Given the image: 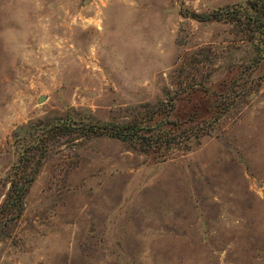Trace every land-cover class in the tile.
Wrapping results in <instances>:
<instances>
[{
  "label": "rangeland",
  "instance_id": "rangeland-1",
  "mask_svg": "<svg viewBox=\"0 0 264 264\" xmlns=\"http://www.w3.org/2000/svg\"><path fill=\"white\" fill-rule=\"evenodd\" d=\"M244 1L0 0V205L47 144L0 264H264V58L186 14ZM95 120L171 137L45 132Z\"/></svg>",
  "mask_w": 264,
  "mask_h": 264
},
{
  "label": "trees",
  "instance_id": "trees-1",
  "mask_svg": "<svg viewBox=\"0 0 264 264\" xmlns=\"http://www.w3.org/2000/svg\"><path fill=\"white\" fill-rule=\"evenodd\" d=\"M186 14L200 21H223L232 25L240 40L252 44L257 52L256 62L264 58V0H245L210 12L188 11ZM83 136L109 135L132 147L147 151L151 146H160L170 137L153 133L152 127L141 123L111 124L100 120L87 123L73 121L57 124L47 131L50 133ZM44 131L39 135H43ZM47 133V134H48ZM47 144L39 138L35 144L22 146L17 161L8 173L9 186L0 205L2 226L21 216L24 199L42 165ZM1 226V227H2Z\"/></svg>",
  "mask_w": 264,
  "mask_h": 264
},
{
  "label": "water",
  "instance_id": "water-1",
  "mask_svg": "<svg viewBox=\"0 0 264 264\" xmlns=\"http://www.w3.org/2000/svg\"><path fill=\"white\" fill-rule=\"evenodd\" d=\"M42 100H43V97L40 96V97L38 98V102H41Z\"/></svg>",
  "mask_w": 264,
  "mask_h": 264
}]
</instances>
